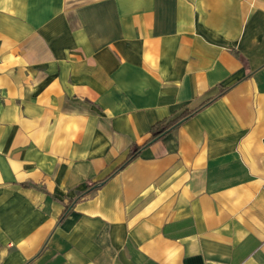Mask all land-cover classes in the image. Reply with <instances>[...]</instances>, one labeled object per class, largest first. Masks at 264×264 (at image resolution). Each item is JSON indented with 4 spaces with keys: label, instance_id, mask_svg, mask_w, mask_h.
Here are the masks:
<instances>
[{
    "label": "crops",
    "instance_id": "0c3cea01",
    "mask_svg": "<svg viewBox=\"0 0 264 264\" xmlns=\"http://www.w3.org/2000/svg\"><path fill=\"white\" fill-rule=\"evenodd\" d=\"M0 264H264V0H0Z\"/></svg>",
    "mask_w": 264,
    "mask_h": 264
},
{
    "label": "trees",
    "instance_id": "16d2710c",
    "mask_svg": "<svg viewBox=\"0 0 264 264\" xmlns=\"http://www.w3.org/2000/svg\"><path fill=\"white\" fill-rule=\"evenodd\" d=\"M203 103L204 102L200 103V106H201V104L203 105ZM195 109L196 108H192V109L183 108L182 110H180L178 113H176L173 116H166V117H162L160 119L155 120L150 125V127L148 129V135L144 139V141L141 142V143H132L131 145H129L128 148L125 150V153H124L122 159L113 167V169L110 172L105 173L99 179L100 180H103L112 171H117V170L121 169L124 165H126L129 161H131L132 159H134L139 154L140 149L144 145H146L148 143H151V142L157 140L158 138H160L162 135H164V133L167 130H169L170 128H174L180 121H182L184 118H186L191 113H193V111ZM96 181L97 180H86L85 181L86 188L89 187V186H91ZM93 189H95V188H93ZM90 190H88V191H90ZM87 192H85V193H87ZM85 193L81 194L80 196L84 195ZM71 201H72V198H69V199H67L66 202H64V204H63V210L69 205V203Z\"/></svg>",
    "mask_w": 264,
    "mask_h": 264
},
{
    "label": "water",
    "instance_id": "95a60500",
    "mask_svg": "<svg viewBox=\"0 0 264 264\" xmlns=\"http://www.w3.org/2000/svg\"><path fill=\"white\" fill-rule=\"evenodd\" d=\"M101 183H102V181L95 182L94 184H92L91 187L97 186V185H99V184H101Z\"/></svg>",
    "mask_w": 264,
    "mask_h": 264
}]
</instances>
